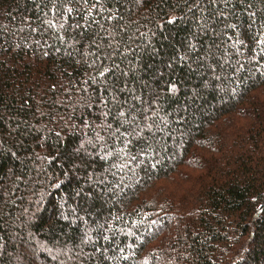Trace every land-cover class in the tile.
<instances>
[{
	"label": "trees",
	"instance_id": "1",
	"mask_svg": "<svg viewBox=\"0 0 264 264\" xmlns=\"http://www.w3.org/2000/svg\"><path fill=\"white\" fill-rule=\"evenodd\" d=\"M0 264H264V0H0Z\"/></svg>",
	"mask_w": 264,
	"mask_h": 264
}]
</instances>
